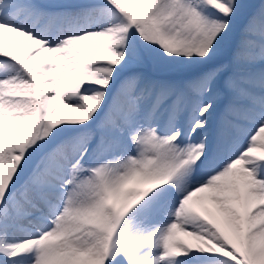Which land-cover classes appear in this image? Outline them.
<instances>
[{
  "label": "snow or ice",
  "instance_id": "6c2138e0",
  "mask_svg": "<svg viewBox=\"0 0 264 264\" xmlns=\"http://www.w3.org/2000/svg\"><path fill=\"white\" fill-rule=\"evenodd\" d=\"M0 264H264V2L0 0Z\"/></svg>",
  "mask_w": 264,
  "mask_h": 264
},
{
  "label": "rangeland",
  "instance_id": "374dc122",
  "mask_svg": "<svg viewBox=\"0 0 264 264\" xmlns=\"http://www.w3.org/2000/svg\"><path fill=\"white\" fill-rule=\"evenodd\" d=\"M79 1H82V0H79ZM83 1L85 2L86 0H83ZM262 2H264V0H247L246 1V4L251 6V10H255V8H258ZM243 23H244V20L243 19L240 20L237 23L235 32L225 42L224 46L222 47L221 53L214 60L213 65L227 64V63L230 62V60H231L230 57L232 56L233 52L235 51L236 44H237V42H238V40L240 38V29L243 27ZM254 39H256L258 41L259 40V37H255ZM143 70L146 71L152 79H164V80L174 79V77H171V76L154 73V72L151 71L150 68H145ZM237 140H238V143L235 145L234 151H236L237 148L241 147L242 144L245 141L243 139L239 140L236 137V134L234 132H231L230 131L229 134H228V137H227V141H226V148L231 143H233V142H235ZM229 154H231V153H229ZM25 226H27V224ZM22 236H24V235H22ZM180 239L186 240V241H188L190 243H195L194 241H190V238H187V237H180Z\"/></svg>",
  "mask_w": 264,
  "mask_h": 264
},
{
  "label": "bare ground",
  "instance_id": "6f19581e",
  "mask_svg": "<svg viewBox=\"0 0 264 264\" xmlns=\"http://www.w3.org/2000/svg\"><path fill=\"white\" fill-rule=\"evenodd\" d=\"M83 1V0H82ZM77 1V2H79V3H84V4H87V3H91L92 2V0L90 1V0H86L85 2L83 1ZM9 35V37L11 36V34H8ZM21 47H23V45L21 46ZM239 140H241V139H239ZM238 143V140L237 141H235V142H233V143H231L228 147H227V151H228V153H232L233 151H234V148H235V145ZM240 144V143H239ZM17 235L18 236H22V235H25V233H23V232H18L17 233ZM191 241V240H190Z\"/></svg>",
  "mask_w": 264,
  "mask_h": 264
},
{
  "label": "trees",
  "instance_id": "16d2710c",
  "mask_svg": "<svg viewBox=\"0 0 264 264\" xmlns=\"http://www.w3.org/2000/svg\"><path fill=\"white\" fill-rule=\"evenodd\" d=\"M245 3V2H244ZM233 55V54H232ZM230 58H232V56L230 57Z\"/></svg>",
  "mask_w": 264,
  "mask_h": 264
}]
</instances>
